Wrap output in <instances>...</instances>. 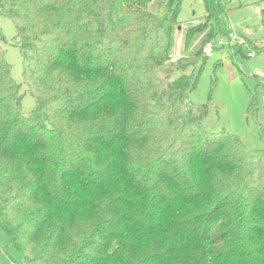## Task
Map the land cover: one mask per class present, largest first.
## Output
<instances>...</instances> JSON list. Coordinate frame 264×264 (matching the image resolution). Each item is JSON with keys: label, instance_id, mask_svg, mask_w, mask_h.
<instances>
[{"label": "trees", "instance_id": "trees-1", "mask_svg": "<svg viewBox=\"0 0 264 264\" xmlns=\"http://www.w3.org/2000/svg\"><path fill=\"white\" fill-rule=\"evenodd\" d=\"M181 1L0 0L35 99L0 42V228L23 264H264V149L187 96L229 9L185 22L174 58Z\"/></svg>", "mask_w": 264, "mask_h": 264}, {"label": "rangeland", "instance_id": "rangeland-1", "mask_svg": "<svg viewBox=\"0 0 264 264\" xmlns=\"http://www.w3.org/2000/svg\"><path fill=\"white\" fill-rule=\"evenodd\" d=\"M158 1L151 0V11L156 10ZM222 1L229 10L219 15L221 29L224 32L231 29L239 33L244 41L242 53L238 52V44L231 48L223 46L222 54H218L215 47H212L209 53L204 50V53L208 54L200 77L196 87L188 92L187 96L195 103H205L208 97L210 98L209 110L204 119L207 130L216 132L225 129L238 136L247 148L264 149V139L259 133V124L264 123V52H256L254 57H248L251 50L247 45L249 41V44L254 43L262 35L259 14L261 0ZM215 2L216 0L181 1L177 18L183 23L177 25L172 34L174 58L192 50L185 45L184 23L191 19L199 21L208 10H213ZM15 33L16 28L12 20L0 15V42L4 57L10 65L12 78L20 84L21 107L28 113L35 105V99L26 92L22 81V55L14 43ZM197 41L198 39L192 46ZM191 71V68L186 70L187 73ZM9 257L15 264H23L0 228V264H9Z\"/></svg>", "mask_w": 264, "mask_h": 264}, {"label": "built area", "instance_id": "built-area-1", "mask_svg": "<svg viewBox=\"0 0 264 264\" xmlns=\"http://www.w3.org/2000/svg\"><path fill=\"white\" fill-rule=\"evenodd\" d=\"M235 44H238V45L244 44V41H243V38L239 36V33L230 29L228 32H226L225 37L220 36L217 38L216 42H214L213 44L208 43L205 47V50L209 53L212 51V47H215L217 53L222 54L221 48L223 46L231 48ZM254 56H255V52L249 51L248 57H254Z\"/></svg>", "mask_w": 264, "mask_h": 264}, {"label": "crops", "instance_id": "crops-1", "mask_svg": "<svg viewBox=\"0 0 264 264\" xmlns=\"http://www.w3.org/2000/svg\"><path fill=\"white\" fill-rule=\"evenodd\" d=\"M247 33H248V34H250V32H249V31H247ZM247 33H246V34H247ZM244 34H245V33H244ZM245 36H246V35H245Z\"/></svg>", "mask_w": 264, "mask_h": 264}, {"label": "water", "instance_id": "water-1", "mask_svg": "<svg viewBox=\"0 0 264 264\" xmlns=\"http://www.w3.org/2000/svg\"><path fill=\"white\" fill-rule=\"evenodd\" d=\"M178 28H179V26H178Z\"/></svg>", "mask_w": 264, "mask_h": 264}]
</instances>
